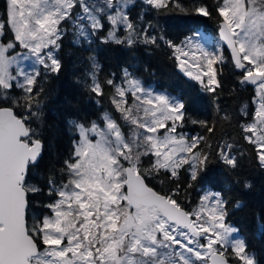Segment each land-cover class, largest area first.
<instances>
[{
    "label": "snow or ice",
    "instance_id": "6c2138e0",
    "mask_svg": "<svg viewBox=\"0 0 264 264\" xmlns=\"http://www.w3.org/2000/svg\"><path fill=\"white\" fill-rule=\"evenodd\" d=\"M143 2L156 9L169 7L168 0ZM135 3L6 0L7 24L14 40L0 42V104L11 105L0 106V264H208L209 260L211 264H229L225 254L229 246L242 264H255L244 241L232 238L237 230L225 223L228 202L221 191H205L199 204L188 211L175 198L179 185L172 194L162 195L146 183V177L155 178L161 171L168 173L169 179H179V170L186 164L190 179L195 181L206 170L208 154L199 149L204 137L189 141L183 134L173 135L177 122L184 120V103L163 94L154 95L128 69L123 70L127 88L113 79L105 83L114 89L112 103L116 110L134 126L132 135L126 138L107 114L103 128L95 122L90 127L74 122L80 139L74 142L73 155L61 169L67 172L68 181L56 186L49 177V194L54 192L59 197L46 205L52 215L36 219L31 227L27 222L28 194L41 191L26 180L29 166L36 164L43 147L29 124L32 118L39 119L38 97L43 92L42 87L37 89L41 72L36 65L48 73L60 72L61 61L55 53L66 31L61 27L65 22L72 25L74 43L83 41L90 46L91 38L107 24V35L101 43L132 46L143 35V43L156 44L157 38L147 35V29L137 32L129 14ZM194 11L211 15L203 5ZM217 12L222 18L219 35L231 50L235 68L241 70L240 83L255 86L253 103L257 106L251 122L241 128L264 167V0H222ZM4 27L0 23V36ZM120 30L126 33L123 38L117 35ZM201 40L200 34L194 33L185 37L183 47L172 41L167 44L174 53L192 57L189 68L195 72L185 69L187 59L181 60L180 55L176 59L186 75L213 93L220 87L214 65L222 63L223 56L207 51ZM17 47L27 51L11 55L10 50ZM89 59L93 69L98 70L95 57ZM30 60L26 68L24 62ZM90 80L88 90L103 96L104 86L96 71ZM13 89H20L22 95H11ZM128 92L134 98L132 105L125 99ZM17 107L26 114L18 116L14 110ZM246 109L247 105L241 108L244 115ZM228 118L225 115L224 119ZM199 123L206 125L204 121ZM207 130L212 133L215 129ZM232 148V144L224 143L218 155L234 169L237 158L231 155ZM149 155L155 159L145 168L142 157ZM202 239L205 243H200Z\"/></svg>",
    "mask_w": 264,
    "mask_h": 264
},
{
    "label": "trees",
    "instance_id": "16d2710c",
    "mask_svg": "<svg viewBox=\"0 0 264 264\" xmlns=\"http://www.w3.org/2000/svg\"><path fill=\"white\" fill-rule=\"evenodd\" d=\"M168 2L169 7L156 9L142 0H136L129 10L138 32L147 29V35L157 38L156 44H145L140 37L132 46L101 43V38L107 35V24L103 31L91 38L90 46L83 41L74 43L76 37L71 23L62 24L66 31L60 41V49L55 53L61 61V70L57 74L39 69L41 76L37 79V89L43 88L38 97L40 116L29 121L37 134L35 138L41 140L43 147L38 161L29 166L26 176L28 184L41 189L38 193L28 194L27 222L31 227L36 219L48 215L50 209L46 205L58 197L54 192L49 194V177L56 181V186L68 180L67 172H61V169L65 167L64 161L72 157L78 137L74 122L100 124L102 114L107 112L121 130L126 131L124 119L112 103L114 89L105 81H120L123 70L128 69L143 84L166 91L184 103V120L177 122V131L192 137H204L199 147L208 154L206 170L195 181L190 179V169L186 164L179 170V179H169V174L161 171L155 178L146 177L147 184L165 195L172 194L179 185L175 198L188 211L194 208L203 188L221 191L228 202L225 222L237 230L255 264H264V167L259 164L255 146L244 139L241 128L252 117L254 85L240 83L241 73L235 70L224 48V61L215 64L220 84L215 92H207L198 81L180 71L174 49L168 46L167 41L177 45L199 29L211 35L217 34L222 20L217 12L221 0ZM202 5L208 8L210 16L194 11ZM0 23L5 25L0 42L6 44L14 40V33L7 24L6 0H0ZM90 56L95 57L98 70L93 69ZM93 71L104 86L103 96L97 97L88 90ZM11 95L19 97L22 92L13 89ZM244 105H247V115L241 112ZM14 110L18 116L26 114L23 108ZM225 115L229 118L224 119ZM199 121L206 122V125H201ZM211 127L215 129L212 133L207 130ZM224 143L233 145L231 155L237 158L234 169L225 165L218 155L219 147ZM153 160L151 155L142 157L143 167H149ZM225 254L231 264H242L230 248Z\"/></svg>",
    "mask_w": 264,
    "mask_h": 264
},
{
    "label": "rangeland",
    "instance_id": "374dc122",
    "mask_svg": "<svg viewBox=\"0 0 264 264\" xmlns=\"http://www.w3.org/2000/svg\"><path fill=\"white\" fill-rule=\"evenodd\" d=\"M142 1H143V0H142ZM221 3H222V0H221ZM136 30H137V29H136ZM120 31H121V32H119V31L117 32V35L120 36L121 38H123V37L126 35V33H125V31H123V30H120ZM137 32H138V30H137ZM119 33H122V34H119ZM138 33H143V32L141 31V32H138ZM195 33H199V34H200V36L202 37L201 43L203 44L204 48H205L207 51L215 52L217 55H222V56H223V61H224L225 57H224V53H223V51H222L223 46H222L221 41H220V39L218 38L217 34H215V35L208 34V33H207L206 31H204L203 29H199V30H197ZM192 35H193V34H191V35H189V36H192ZM189 36H187V37H189ZM140 38L143 39V35H141ZM184 40H185V38H184L179 44H177V45L183 47L184 45H183L182 42H184ZM185 50L188 51L189 49L185 48ZM26 51H27L26 49H22V48H20L19 50H13V51H10V54H11V55H15L16 53H23V52H26ZM44 51L46 52L47 49H45ZM175 54H176V56H177V55H180V56H181V60H185V59L188 60V64L185 65V69H186V70H191V71H193V72L196 71V69H194V68H189V65H191L192 62H193L191 56H189V57L186 58V57H183L180 53H175ZM199 55H200V53H199V51H197V56H199ZM32 59H34V57H33ZM177 61H178V60H177ZM178 63H179V66H180V61H178ZM201 63L203 64V61H201ZM218 64H220V63H218ZM24 65H25L26 68H28V67L31 65V60H30V61H25V62H24ZM36 67L39 68V69H40V68L43 69V67L40 66V65H36ZM214 68H215V65H214ZM43 70H45V69H43ZM203 70L206 71V68L203 69ZM132 76H133V75H132ZM133 77H134L135 79H138V80L140 81V83H141V86L144 87L145 89L150 90L154 95H156V94H163V95H166V96H168V97H170V98H175L176 100H178L176 96H174V95H172V94H169V93L166 92V91L155 89V88H153V87L150 86V85H145V84L142 83V81H141L138 77H136V76H133ZM202 78H203L204 82L207 83V77H206V76H203ZM198 82H199V81H198ZM199 83H200V82H199ZM116 84H119V85H121V86L124 87V88H127V87H128L127 83H126L125 80H124V77H123L120 81L116 82ZM200 84H201V83H200ZM254 88H255V86H254ZM255 96H256V92H255L254 97H255ZM254 97H253V98H254ZM125 99L128 101V105H132L133 102H134V98L132 97L131 92H128V93H127ZM178 101H179V100H178ZM136 103H138V101H137ZM256 106H257V105L253 103L252 114H253L254 109H255ZM105 114L109 115L107 112H104V113L102 114V123H100V124L97 123L98 125H100L101 128L104 127V120H103V117H104ZM109 116H110V115H109ZM251 120H252V117H251L250 119H248L247 123L251 122ZM124 122H125L127 128H126V131H123V130H121V131H122V133L124 134V136L127 138V137H130V136L132 135V129L134 128V126L131 125V124H129V123L126 122L125 120H124ZM91 123H93V122H91ZM91 123H90L89 125H85V126H86V127H90ZM95 123H96V122H95ZM168 123L171 124V121H169ZM247 123H246V124H247ZM141 131H142V130H141ZM163 131H164V130H161V134H162ZM77 134H78V137H77L76 142H79L80 134H79L78 131H77ZM181 134H183V135L186 137V139H188L189 141H190V139L192 138V136H188V133H186V132H178V131H176V133H173V135H177V136H179V135H181ZM92 138L95 139V137H92ZM199 149H200L201 152L203 153V151H202V149H201L200 147H199ZM194 151H195V150H194ZM153 158H154V157H153ZM154 159H155V158H154ZM67 181H68V180H67ZM67 181H66L65 183H67ZM207 190H212V189L209 188V187H205V188H203V189L201 190L200 195H199L198 201L196 202V204H195L194 207H196V206L199 204V202H200V197H201V196L204 194V192L207 191ZM213 191H214V190H213ZM57 199H59V197H57L56 200H57ZM56 200H55V201H56ZM55 201H54V202H55ZM48 215H52L51 210H50V213H49ZM225 223H226V222H225ZM226 224L229 225V226H231V227H233L232 225H230V224H228V223H226ZM233 228H234V227H233ZM232 238H234V239H240V240H241V237L238 235V232H237V231L233 233V237H232ZM200 243H205V241L202 239V240L200 241ZM216 247H217V248H220L219 245H217ZM228 248H230V246H229ZM230 249H231V248H230ZM221 250H222V249H221ZM247 254L250 255V256H252L250 253H247ZM240 262H241V261H240ZM241 263H242V262H241ZM198 264H199V262H198Z\"/></svg>",
    "mask_w": 264,
    "mask_h": 264
},
{
    "label": "water",
    "instance_id": "95a60500",
    "mask_svg": "<svg viewBox=\"0 0 264 264\" xmlns=\"http://www.w3.org/2000/svg\"><path fill=\"white\" fill-rule=\"evenodd\" d=\"M221 22V21H220ZM219 27H220V23H219ZM219 27H218V30H217V36H218V38L220 39V41H221V44H222V46H223V48L226 50V52H227V54H228V56H229V58H230V61H231V63H232V65L234 66V61H233V59H232V55H231V50L228 48V46H227V43L225 42V41H223L221 38H220V35H219ZM234 68H235V66H234ZM179 70L180 71H182L181 70V67H179ZM235 70L237 71V72H240L241 73V70H238V69H236L235 68ZM246 85H251V84H246ZM5 107H7V106H5ZM147 183V182H146ZM150 186V185H149ZM150 187H152V186H150ZM153 188V187H152ZM154 189V188H153ZM155 190V189H154ZM156 191V190H155ZM158 192V191H157ZM160 193V192H159ZM160 194H162V195H165V194H163V193H160ZM184 208V207H183ZM185 209V208H184ZM186 210V209H185ZM208 264H211V261L209 260V262H208ZM229 264H231L230 262H229Z\"/></svg>",
    "mask_w": 264,
    "mask_h": 264
}]
</instances>
